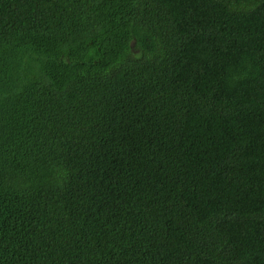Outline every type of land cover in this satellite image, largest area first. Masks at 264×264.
Instances as JSON below:
<instances>
[{
	"label": "trees",
	"instance_id": "1",
	"mask_svg": "<svg viewBox=\"0 0 264 264\" xmlns=\"http://www.w3.org/2000/svg\"><path fill=\"white\" fill-rule=\"evenodd\" d=\"M0 264H264V0H0Z\"/></svg>",
	"mask_w": 264,
	"mask_h": 264
}]
</instances>
